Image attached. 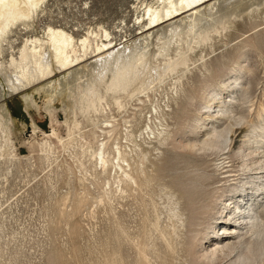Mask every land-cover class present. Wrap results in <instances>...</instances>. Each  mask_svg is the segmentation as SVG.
<instances>
[{
    "label": "rangeland",
    "instance_id": "obj_1",
    "mask_svg": "<svg viewBox=\"0 0 264 264\" xmlns=\"http://www.w3.org/2000/svg\"><path fill=\"white\" fill-rule=\"evenodd\" d=\"M159 3L44 0L10 27L0 61L18 57L26 39L45 40L51 26L75 43L90 39L78 67L96 42L130 46L158 29L146 30L145 9ZM251 5L212 22L201 41H189L184 28L169 43L153 37L144 71L125 91L107 90L108 72L94 77L100 100L75 81L48 103L41 88L56 89L65 71L12 94L0 77V106L11 119L8 131L0 123V264H264V182L241 165L264 166V1ZM178 53L185 63L164 69ZM217 110L222 117L210 118ZM237 124L254 142L228 152L239 175L224 181L217 150L231 146ZM214 130L225 142L201 148ZM244 189L259 220L230 238L236 250L212 254L221 228L231 230L249 205Z\"/></svg>",
    "mask_w": 264,
    "mask_h": 264
},
{
    "label": "bare ground",
    "instance_id": "obj_2",
    "mask_svg": "<svg viewBox=\"0 0 264 264\" xmlns=\"http://www.w3.org/2000/svg\"><path fill=\"white\" fill-rule=\"evenodd\" d=\"M43 1L44 0H0V51L1 42L5 39V34L11 30L10 27L17 21L23 22L26 19H30L33 13H35V9ZM263 1L264 0H159L160 3L158 6L151 7V5H149L145 9L146 12L144 11L147 16L146 19L148 20L146 30L157 26L158 29L132 42L130 46L120 44L116 47L115 45H111L110 42H100L99 44L96 42L94 43V50L92 51L89 62L79 65L78 67H75V65L77 66V64L84 60L85 52L88 48H91L89 42L90 39L87 38L88 36L80 38L78 43H75V40H73L68 32L59 27L47 26L45 29V40H41L38 37L26 39L24 45L20 49L18 57L11 56V59L7 63L0 61V77L4 82L6 94H12L24 91L40 81L49 78L55 71H65V75L58 80L56 89L52 88L51 85L43 86L41 88L45 93H49L48 103L52 102L56 95L62 96V94L65 95V92H70L74 87L75 81H80L82 88L84 91L88 92L87 95L90 94L88 96L90 97V100L93 101L94 98H100H98L96 94L97 92L93 88L94 77L101 80L104 77L105 72H108L107 90L125 91L126 87L137 78L139 74H142L148 60L145 55H148L149 53L147 52V49L152 43H150V41L153 40V37L156 38L157 35H160L162 38H165L167 43H169L168 41H171V37H174L175 35L177 36V32L180 31L181 33V30L184 28L185 34L188 33L189 36H191L189 41L195 36L198 40H202L207 36H205L207 31H204L206 29L208 30L209 26L211 28L212 22H217L226 14L231 15V13L235 11L244 9L247 6L249 7V5L252 6L251 4H260ZM162 23H165L166 25L159 28V25ZM103 32L106 36L107 32ZM207 38L208 37H206V39ZM162 44L164 46L161 45L157 49L158 54L161 53V48H165L166 43L162 42ZM167 60L168 61L164 63L165 65L163 68H166V70L169 71H172V69L174 70L176 65L185 63L184 57L179 55V53L175 58H169ZM156 73L157 76H159L160 73L158 71H156ZM106 76L107 75H105V77ZM75 86H77V84H75ZM3 92L4 89L0 83V98L3 95ZM22 98L27 108L33 103L31 98L26 94H23ZM90 105H93V103H90ZM221 113H223L222 110H217V112L209 117L217 119L221 116ZM10 121L6 115L5 109L0 106V123L4 124V128L7 131L9 129V125L7 124ZM9 124H11V122ZM229 124L231 123L229 122ZM242 126H240V124L234 126L231 125L230 140L228 144L231 146L228 149L220 148L217 150L218 153L216 156H220L221 179H224V181H229L231 178L236 179L239 175L233 170V164L231 163L232 161L229 160L228 152L234 148H240L239 150H241V148L244 147L246 150L254 142V139L250 140L249 138L251 134L248 136L249 131L246 129L248 134H245V129H243L244 127ZM221 131L223 132V130ZM225 134H229V132H225ZM221 136L222 133L220 130H214L212 136L202 141L201 148H218L221 142H225V139ZM224 138H227V136ZM261 150L262 157H264V150ZM247 155L249 154L247 153ZM250 159L248 158V161ZM254 159L257 160V158ZM257 162L258 164L260 163L259 159ZM241 165L244 167L243 174L249 175V178H256V176H258L261 181L264 182V166H262V164H259L260 166H253L251 162L250 165L252 166L245 165V163ZM249 187L246 186V188ZM260 190H263L264 192V183L260 187ZM241 195H245L244 198L247 199L249 198V191L244 189ZM263 197L264 193L262 194L261 199ZM248 201L249 200L247 199L244 203L249 204ZM253 205L254 203H250L243 212L239 211L237 213L239 216H235L236 218L234 217L235 221L231 223V230L230 227L221 228L224 237L221 238L214 248L209 250L212 254L215 252L220 253V251L222 252V250L225 249L236 250L237 243L231 242L230 238L241 239L242 236L248 234L253 229L252 227L257 220H259L255 215ZM229 215H231V213H229ZM221 222H223L224 225L230 224L226 222V220H221ZM229 252L234 251L229 250ZM247 260V257L243 259V261Z\"/></svg>",
    "mask_w": 264,
    "mask_h": 264
}]
</instances>
